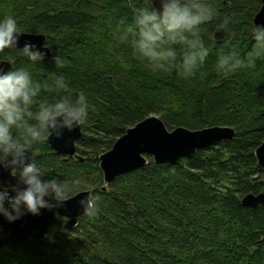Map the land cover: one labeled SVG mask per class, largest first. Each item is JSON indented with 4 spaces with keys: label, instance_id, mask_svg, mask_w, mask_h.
I'll list each match as a JSON object with an SVG mask.
<instances>
[{
    "label": "trees",
    "instance_id": "trees-1",
    "mask_svg": "<svg viewBox=\"0 0 264 264\" xmlns=\"http://www.w3.org/2000/svg\"><path fill=\"white\" fill-rule=\"evenodd\" d=\"M214 18L200 27L209 55L182 79L175 68L152 72L116 40L133 26L148 0H0V19L16 18L22 33L46 37L48 61L33 63L14 48L0 51L11 70L28 71L41 84L62 75L75 97L89 102L76 155L57 156L45 142L30 146L33 160L67 189V198L90 191L96 214L72 237L47 236L0 249V264H264V206H241L264 191V170L255 159L264 142V56L249 62L253 18L260 0H210ZM227 27H221L225 20ZM217 29H223L219 41ZM177 62L187 51L176 44ZM234 52L243 65L217 70ZM42 88L37 101L65 95ZM150 116L166 129L230 127L236 135L173 165H148L120 176L103 192L99 156L127 129ZM14 134L19 136V132Z\"/></svg>",
    "mask_w": 264,
    "mask_h": 264
},
{
    "label": "clouds",
    "instance_id": "clouds-1",
    "mask_svg": "<svg viewBox=\"0 0 264 264\" xmlns=\"http://www.w3.org/2000/svg\"><path fill=\"white\" fill-rule=\"evenodd\" d=\"M154 3V0H152ZM159 10L141 8L135 11L132 25L117 30L115 39L131 49L132 57L152 72H167L175 68L182 79L192 77L209 55V49L199 37L200 27L211 21L215 9L210 0H158ZM226 19L221 27H227ZM23 33L16 18L11 15L0 19V51L17 48L20 55L33 63L42 62L45 52L35 44L18 41ZM255 41L249 53V62L264 56V22L253 28ZM184 43L187 51L177 62L175 45ZM2 63V62H0ZM234 52L221 55L217 70L233 72L243 65ZM42 88L63 91L66 94L51 100L37 101ZM89 102L84 92L75 97L68 90L62 75L51 83H37L23 69L5 71L0 67V167L10 170L18 178V186L0 183V215L14 222L25 214L40 215L41 209H61L67 199V189L56 179L46 178V173L32 156L30 146L46 142L49 138H61L65 130L71 132L83 125L88 117ZM19 132V136L14 134ZM9 188L14 195H10ZM91 194L78 201L86 216L96 214V201ZM62 224L70 217L60 216Z\"/></svg>",
    "mask_w": 264,
    "mask_h": 264
},
{
    "label": "water",
    "instance_id": "water-1",
    "mask_svg": "<svg viewBox=\"0 0 264 264\" xmlns=\"http://www.w3.org/2000/svg\"><path fill=\"white\" fill-rule=\"evenodd\" d=\"M152 7L159 10L158 0H148ZM260 8L253 18V28L257 23L264 22V0H260ZM223 29H217L214 39L219 41L223 35ZM253 32V31H252ZM25 42L35 44L45 52L44 61L50 58V50L46 46V37L41 34L23 33L18 41V47L22 48ZM17 49V48H14ZM18 50V49H17ZM0 67L5 71L12 69L11 62L1 61ZM81 135V128L77 127L71 132L65 130L61 138H49L45 143L57 155L65 159L76 155L75 143ZM236 133L230 127H210L201 130H187L176 128L168 131L157 116H150L139 122L116 140L111 149L99 156L98 168L102 174V191H107V186L116 178L133 173L148 165L147 157H150L156 165H173L183 158H189L198 151H204L216 146L222 141L233 140ZM29 157L33 154L29 153ZM255 159L259 168L264 170V142L256 149ZM0 183L9 186H18V178L11 176L10 170L0 167ZM10 195H14L9 188ZM91 194L83 191L67 198L61 209H41L40 215L25 214L20 219L9 222L0 215V249L9 245H17L31 240H42L47 236L72 237L71 230L78 221L86 215L83 214L78 201ZM241 206L245 209L255 210L264 206V191L259 194H247L241 200ZM67 215L70 220L62 224L58 219Z\"/></svg>",
    "mask_w": 264,
    "mask_h": 264
}]
</instances>
